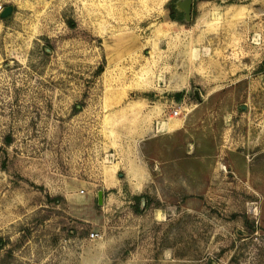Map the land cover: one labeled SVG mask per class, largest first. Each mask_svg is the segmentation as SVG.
Listing matches in <instances>:
<instances>
[{
  "label": "rangeland",
  "instance_id": "1",
  "mask_svg": "<svg viewBox=\"0 0 264 264\" xmlns=\"http://www.w3.org/2000/svg\"><path fill=\"white\" fill-rule=\"evenodd\" d=\"M174 1L0 0V264H264V0Z\"/></svg>",
  "mask_w": 264,
  "mask_h": 264
},
{
  "label": "water",
  "instance_id": "2",
  "mask_svg": "<svg viewBox=\"0 0 264 264\" xmlns=\"http://www.w3.org/2000/svg\"><path fill=\"white\" fill-rule=\"evenodd\" d=\"M192 2H193V0H180L176 3L177 9L179 11L183 12L185 15V18H184L185 22H191L192 21V17H191ZM13 10H14L13 6H9L8 8H6L2 12L1 17L3 19L10 17L13 14ZM194 94H195L196 100L201 101L199 92L197 90H194ZM102 200H103V192L99 191V195H98L99 205L102 204ZM144 205H145V198H141V209L144 208Z\"/></svg>",
  "mask_w": 264,
  "mask_h": 264
},
{
  "label": "crops",
  "instance_id": "3",
  "mask_svg": "<svg viewBox=\"0 0 264 264\" xmlns=\"http://www.w3.org/2000/svg\"><path fill=\"white\" fill-rule=\"evenodd\" d=\"M151 113H154V110L151 109L150 111ZM165 116H166V112H165ZM158 117V118H157ZM156 118L157 120V123H158V126L160 124V121L162 120L163 122H161V128L164 129V130H169V131H174V130H177V128L180 127V121L178 119H172V120H166V117L165 118H161L160 120V116H159V113L157 112V115L156 117L153 115L152 117V124L153 126L155 125L156 122H154V119Z\"/></svg>",
  "mask_w": 264,
  "mask_h": 264
},
{
  "label": "flooded vegetation",
  "instance_id": "4",
  "mask_svg": "<svg viewBox=\"0 0 264 264\" xmlns=\"http://www.w3.org/2000/svg\"><path fill=\"white\" fill-rule=\"evenodd\" d=\"M178 1H180V0H176V1L172 2L171 7H174V8H175L176 13L179 15L180 18H185L184 13L181 12V11H179V10L177 9V7H176V3H177ZM194 1H195V0H193V2H192V6H193ZM191 17H193V8H192Z\"/></svg>",
  "mask_w": 264,
  "mask_h": 264
},
{
  "label": "trees",
  "instance_id": "5",
  "mask_svg": "<svg viewBox=\"0 0 264 264\" xmlns=\"http://www.w3.org/2000/svg\"><path fill=\"white\" fill-rule=\"evenodd\" d=\"M170 9H171V11H172V18H173V20H175V21H178V19H177V17L174 15L175 13H176V10H175V8L174 7H170ZM144 196L143 195H140V196H136L134 199H136L137 201L138 200H140L141 198H143ZM51 200H55V199H51ZM2 247H1V245H0V249H1Z\"/></svg>",
  "mask_w": 264,
  "mask_h": 264
},
{
  "label": "built area",
  "instance_id": "6",
  "mask_svg": "<svg viewBox=\"0 0 264 264\" xmlns=\"http://www.w3.org/2000/svg\"><path fill=\"white\" fill-rule=\"evenodd\" d=\"M182 112L180 111V110H175L174 112H173V116L174 117H179L180 116V114H181ZM96 236H98V234H96V233H92L91 234V237H96Z\"/></svg>",
  "mask_w": 264,
  "mask_h": 264
},
{
  "label": "bare ground",
  "instance_id": "7",
  "mask_svg": "<svg viewBox=\"0 0 264 264\" xmlns=\"http://www.w3.org/2000/svg\"><path fill=\"white\" fill-rule=\"evenodd\" d=\"M170 130V129H169Z\"/></svg>",
  "mask_w": 264,
  "mask_h": 264
}]
</instances>
